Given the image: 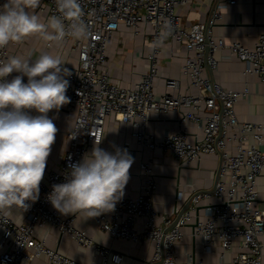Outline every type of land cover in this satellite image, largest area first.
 <instances>
[{
	"label": "built area",
	"instance_id": "1",
	"mask_svg": "<svg viewBox=\"0 0 264 264\" xmlns=\"http://www.w3.org/2000/svg\"><path fill=\"white\" fill-rule=\"evenodd\" d=\"M239 1L218 2L205 23L184 27L177 9L188 0H80L83 18L90 25L89 36L66 37L63 42L66 53H73L76 60V65L68 68L71 75L66 77L70 82L66 93L70 97L68 109L77 110L75 124L67 133L68 149L58 169L46 165V180L40 184L39 199L28 202L27 211L21 208L24 218L19 222L11 218L7 222L0 220L4 249L0 264H32L41 256L50 264H81L49 246L53 229L79 247L93 250L94 258H100L101 264H121L120 253L78 229L74 224L76 215L60 214L47 199L52 185L66 182L71 165L82 160L94 141L102 144L104 126L110 116L124 124V135H131L145 158L138 164V196L126 194L125 187L114 211L92 217L101 230L112 239L152 242L153 264H189L192 259L189 253L187 262L177 261L176 245L183 237L182 228L192 220V213L211 193L195 190L179 218L178 213V219H174L176 207L172 215L157 211L154 203L157 181L150 155L154 150H167L182 165H190L204 154H217L221 166L212 195L218 203L208 208L205 221L198 219L196 233L202 237L204 250L219 240L222 257L235 248L234 264H263L264 247L259 238L264 236V208L255 204L260 200L258 178L264 171V123L242 121L236 115L235 105L250 94L248 85L243 90H229L205 75L206 71L218 69L215 53L229 49L245 64L244 74L256 75L264 86V33L257 36L253 50L238 42L228 44L213 34V27L223 17L222 11ZM4 2L0 0V5ZM35 11L48 18L58 14L55 0H41ZM169 22L171 31L165 35ZM121 25L135 34L140 25L152 30L149 68L129 88L112 81L107 58L108 46ZM157 41L158 47L154 46ZM17 45L11 43L0 49V61L13 56ZM165 47L172 54L181 47L187 52L180 68L189 81L186 92L181 91L180 80L165 76L166 92L157 95L155 81L161 77L159 55ZM190 88L197 93L193 94ZM171 110L181 113L178 128L158 137L149 126V114ZM193 126L202 131L203 137H196L191 143L188 139ZM125 149L130 150L127 140Z\"/></svg>",
	"mask_w": 264,
	"mask_h": 264
},
{
	"label": "crops",
	"instance_id": "2",
	"mask_svg": "<svg viewBox=\"0 0 264 264\" xmlns=\"http://www.w3.org/2000/svg\"><path fill=\"white\" fill-rule=\"evenodd\" d=\"M223 0H188L185 6H180L177 12L182 17L184 27H189L195 23H205L211 13L212 8ZM223 17L213 27L214 36L221 37L226 43L238 42L249 50H253L257 41V36L264 33V0H240L235 6L222 11ZM42 21L48 18L46 14L36 12ZM152 33L150 27L145 28L140 25L138 33L135 34L131 28L121 25L116 32L114 39L107 49L108 64L110 66L112 81L123 87H133L134 82L140 78V74L149 68L148 54L152 47L149 41V34ZM65 46L47 45L38 36L26 38L13 50V56L28 57L35 60L41 53L47 52L62 59L66 68L76 65L75 55L68 54L64 50ZM75 54V53H74ZM187 52L184 47L172 54L169 48H163L159 55V73L161 77L155 81L157 95L166 92L165 76H170L180 80L181 91L188 90L189 81L182 76L180 68L184 62ZM218 60V69L212 72L206 71L205 75L220 83L229 90H243L246 85L250 88V94L241 99L235 105V112L239 120L264 123V86L259 78L254 74H244L245 64L239 61L237 55L229 49H221L215 53ZM17 73L10 76L11 80ZM27 82V77L23 78ZM193 94L197 93L195 88H190ZM48 116L53 119L58 131L55 142L52 145L50 155L46 165L51 169H58L64 158L69 145L67 133L73 128L77 110H69L68 104L62 106L58 111L52 110ZM179 111L151 112L149 114V126L151 130L161 137L165 132H174L178 128ZM125 126L115 120L114 116L106 119L104 126V137L101 148L114 152L117 148L124 150L125 140L130 142V150L127 151L134 162L129 170L130 179L126 185V194L137 197L140 188V178L138 176V164L145 158L140 148L130 134L124 135ZM130 133V129L128 130ZM202 139L201 130L191 128L188 141L194 143ZM92 149V148H91ZM89 150V152L91 151ZM154 163V173L157 187L154 193V203L157 211L167 212L172 215L173 209L177 208V213L185 209L191 194L195 190H204L211 193V196L202 200L198 210L192 213V220L182 228L183 237L176 245L177 261L185 263L188 261V253L192 259L189 264H234L236 249L233 248L221 256L220 241H215V246L204 250L202 237L196 233L198 219L206 220V213L209 207L218 203L212 195L215 184L219 179L220 157L217 154L202 155L199 161L190 165H182L167 150H154L150 155ZM45 174L42 181H45ZM258 191L260 200L255 204L264 208V171L258 178ZM181 198L179 199V197ZM9 218L20 221L24 218L21 208H13ZM160 221H158L159 223ZM75 226L87 232L98 243L111 247L114 251L122 255L121 264H153L154 244L150 241L132 243L127 240L112 239L110 235L101 230L92 218L83 216L75 217ZM264 247V236L259 238ZM49 246L58 249L72 259L81 264H101L100 258H94V251L83 249L76 242L66 235H61L58 230L53 229L50 235ZM4 252L1 245L0 232V256ZM32 264H50L46 257L41 256ZM264 264V257H263Z\"/></svg>",
	"mask_w": 264,
	"mask_h": 264
},
{
	"label": "clouds",
	"instance_id": "3",
	"mask_svg": "<svg viewBox=\"0 0 264 264\" xmlns=\"http://www.w3.org/2000/svg\"><path fill=\"white\" fill-rule=\"evenodd\" d=\"M40 4L41 0H5L0 5V49L32 36L49 47L62 45L66 37L88 38L90 25L80 0H55L58 14L46 21L35 11ZM166 29L165 35L171 31L170 22ZM65 64L47 52L35 60L10 56L0 61V220L5 222L13 208L27 211L28 202L39 199L58 131L48 113L70 102L66 77L71 72ZM12 73L17 75L7 79ZM100 143L95 140L91 151L71 165L66 182L52 185L47 199L60 214L97 217L114 211L124 196L134 158L126 149L109 152Z\"/></svg>",
	"mask_w": 264,
	"mask_h": 264
},
{
	"label": "water",
	"instance_id": "4",
	"mask_svg": "<svg viewBox=\"0 0 264 264\" xmlns=\"http://www.w3.org/2000/svg\"><path fill=\"white\" fill-rule=\"evenodd\" d=\"M186 208H187V206L185 207V209L184 210H186ZM184 210H182L181 212H180V214H179V216H178V218L183 214V212H184ZM177 218V219H178Z\"/></svg>",
	"mask_w": 264,
	"mask_h": 264
}]
</instances>
